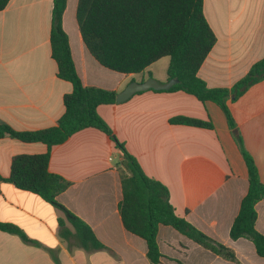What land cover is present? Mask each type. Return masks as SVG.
Wrapping results in <instances>:
<instances>
[{
    "label": "crops",
    "instance_id": "crops-1",
    "mask_svg": "<svg viewBox=\"0 0 264 264\" xmlns=\"http://www.w3.org/2000/svg\"><path fill=\"white\" fill-rule=\"evenodd\" d=\"M78 0H65L61 26L76 73L85 87L122 91L131 82H167L151 64L139 74L100 66L85 48L77 26ZM53 0H9L0 11V123L15 131L53 127L64 112L71 84L57 77L50 53ZM203 14L215 44L197 76L209 88H231L264 56V0H203ZM226 105L264 185V80L228 99ZM97 114L146 176L163 184L176 216L230 249L225 260L169 226L157 229L163 264H264L247 239L232 240L230 226L247 191V170L225 116L214 103L182 91L147 90L121 103L100 105ZM185 117L211 129L171 123ZM49 151L48 171L68 186L56 202L78 217L105 249L86 250L60 232L63 213L39 196L0 180V222L13 224L29 239L0 231V264H150L145 242L127 232L118 204L121 152L94 128L83 129L49 150L43 143L0 138V178L9 176L16 155ZM255 230L264 236V201L255 205ZM68 236L72 227L65 222Z\"/></svg>",
    "mask_w": 264,
    "mask_h": 264
},
{
    "label": "trees",
    "instance_id": "trees-1",
    "mask_svg": "<svg viewBox=\"0 0 264 264\" xmlns=\"http://www.w3.org/2000/svg\"><path fill=\"white\" fill-rule=\"evenodd\" d=\"M8 2L0 0V11ZM64 8L65 0H53L49 34L50 53L57 67V77L71 84V92L62 98L64 112L55 126L41 130L15 131L0 123V138L43 143L49 150L83 129L99 130L121 152L122 160L117 171L122 198L118 212L124 229L145 242L146 258L150 264H163L156 238L160 225L173 228L225 260L235 261L230 249L198 231L184 218L176 216L167 188L144 174L135 158L99 117L97 107L115 104L116 93L82 85L61 26ZM75 18L85 48L100 66L121 74H139L151 64L168 57L167 78H176L178 83L167 91H182L201 103L210 101L221 109L245 163L248 183L230 226L229 237L232 240H249L256 254L264 257V236L255 230V205L264 201V185L226 105L228 99H237L249 87L264 80V56L231 88L207 87L197 72L215 44V35L203 14V0H78ZM170 122L212 128L209 122L185 117L173 118ZM48 161L49 151L16 155L11 159L9 176L0 180L11 183L19 190L31 192L59 209L63 213V218L57 219L60 232L67 238L73 237L77 246L86 250L105 249L84 222L56 202V197L67 188L68 183L48 171ZM65 222L73 229L68 236L63 228ZM0 231L29 242L13 224L0 222Z\"/></svg>",
    "mask_w": 264,
    "mask_h": 264
},
{
    "label": "water",
    "instance_id": "water-1",
    "mask_svg": "<svg viewBox=\"0 0 264 264\" xmlns=\"http://www.w3.org/2000/svg\"><path fill=\"white\" fill-rule=\"evenodd\" d=\"M177 83L178 79L176 78L169 79L165 83H158L153 78H148L141 83L131 82L127 84L122 91L116 94L115 101L116 103H121L130 98L133 94L147 90L167 91Z\"/></svg>",
    "mask_w": 264,
    "mask_h": 264
},
{
    "label": "rangeland",
    "instance_id": "rangeland-1",
    "mask_svg": "<svg viewBox=\"0 0 264 264\" xmlns=\"http://www.w3.org/2000/svg\"><path fill=\"white\" fill-rule=\"evenodd\" d=\"M168 57H164V58H162V59H160V60H158V62L153 66V71H154V73H157V72H164V67H163V65L166 63V62H168Z\"/></svg>",
    "mask_w": 264,
    "mask_h": 264
}]
</instances>
